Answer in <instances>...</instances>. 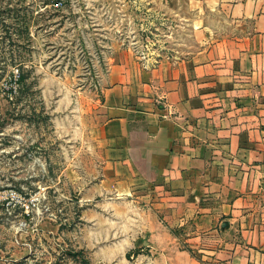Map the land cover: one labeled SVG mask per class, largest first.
Instances as JSON below:
<instances>
[{
  "label": "rangeland",
  "instance_id": "obj_1",
  "mask_svg": "<svg viewBox=\"0 0 264 264\" xmlns=\"http://www.w3.org/2000/svg\"><path fill=\"white\" fill-rule=\"evenodd\" d=\"M171 1L0 0V264H210L193 219L119 184L96 141L110 68L184 49Z\"/></svg>",
  "mask_w": 264,
  "mask_h": 264
},
{
  "label": "crops",
  "instance_id": "obj_2",
  "mask_svg": "<svg viewBox=\"0 0 264 264\" xmlns=\"http://www.w3.org/2000/svg\"><path fill=\"white\" fill-rule=\"evenodd\" d=\"M184 3V49L104 77L96 141L119 184L193 219L210 264H264V0Z\"/></svg>",
  "mask_w": 264,
  "mask_h": 264
},
{
  "label": "trees",
  "instance_id": "obj_3",
  "mask_svg": "<svg viewBox=\"0 0 264 264\" xmlns=\"http://www.w3.org/2000/svg\"><path fill=\"white\" fill-rule=\"evenodd\" d=\"M25 31L27 32V36H28V30H25ZM6 33H8L9 37H11L12 34H15V29L14 30L7 29V32ZM18 63L21 65L23 63V61L19 60ZM27 76H28V74H24V73L23 74H20V76H18V80L17 81H18L19 87L30 88V86L28 84H26Z\"/></svg>",
  "mask_w": 264,
  "mask_h": 264
},
{
  "label": "built area",
  "instance_id": "obj_4",
  "mask_svg": "<svg viewBox=\"0 0 264 264\" xmlns=\"http://www.w3.org/2000/svg\"><path fill=\"white\" fill-rule=\"evenodd\" d=\"M15 76L18 77V76H17V72H16V75H15ZM16 80H18V79L16 78ZM16 80H15V81H16ZM25 207L27 208V206H25Z\"/></svg>",
  "mask_w": 264,
  "mask_h": 264
}]
</instances>
